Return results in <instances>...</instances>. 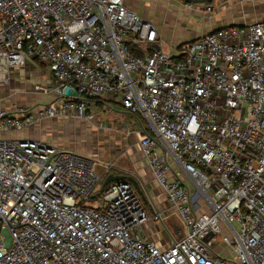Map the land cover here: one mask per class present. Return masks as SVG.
<instances>
[{"label": "built area", "instance_id": "2783aa9c", "mask_svg": "<svg viewBox=\"0 0 264 264\" xmlns=\"http://www.w3.org/2000/svg\"><path fill=\"white\" fill-rule=\"evenodd\" d=\"M160 44L126 0H0V82L36 60L57 96L0 107V264H228L220 242L236 264H264V19L172 44L177 53ZM105 95L138 118L182 236L149 238L167 212L146 211L132 176L103 185L114 174L74 149L3 138L91 120Z\"/></svg>", "mask_w": 264, "mask_h": 264}, {"label": "rangeland", "instance_id": "374dc122", "mask_svg": "<svg viewBox=\"0 0 264 264\" xmlns=\"http://www.w3.org/2000/svg\"><path fill=\"white\" fill-rule=\"evenodd\" d=\"M173 1L181 2L182 0ZM221 1L214 0L211 3L190 4L187 6L189 8L202 7L205 9L208 5H217ZM169 2L168 0H139L138 3L141 7H148L154 20L165 26L166 24H162V21L164 20L165 23L167 18L162 8L168 7ZM180 17L184 18V15L181 14ZM189 19L191 25L188 26V29L203 30V18L190 15ZM174 29V33L172 31L168 32L167 37L162 40L163 49L168 50L170 53H177V50L172 47V42L177 37L187 33L184 29ZM11 74L13 76L8 83L0 82V107L10 111H19L22 108L25 109L24 107L46 104L57 98L52 90L53 80L50 68L45 63L33 61L22 68L16 69ZM115 109L124 111L121 106H116ZM93 112L94 118L91 120H80L75 117L48 119L18 132L4 133L3 138H34L51 145L74 149L81 155L95 160L98 163L97 170L100 175L105 173L103 165L110 162L135 171L132 162L136 157L132 150L126 151V148L134 149L136 142L132 141L131 137L129 138L127 135V128L124 129V133L121 131L125 124H131L129 120L131 117L128 116V119L122 123L118 117L113 116L110 118L112 114L108 115V111H104V109L99 110L97 108L95 110L94 108ZM150 168L148 165L147 173L153 176V170ZM142 181L148 186L151 184V182ZM163 237L166 238V235L163 234Z\"/></svg>", "mask_w": 264, "mask_h": 264}, {"label": "crops", "instance_id": "0c3cea01", "mask_svg": "<svg viewBox=\"0 0 264 264\" xmlns=\"http://www.w3.org/2000/svg\"><path fill=\"white\" fill-rule=\"evenodd\" d=\"M168 1H170L168 3V7H161L167 18L165 23L164 20L162 21V24H166L165 26L163 25V27L156 20H154L153 16L150 15L148 7L140 6L138 3L139 0H126V4L129 8L138 12L144 19L152 22L157 27L161 39V44L158 45V47H161L162 49V40L167 37L168 32L172 31L174 33V28L184 29L187 32L182 34V36L177 37L175 41L172 42V44H180L195 39L204 33L213 32L217 29L235 24H247L264 19V0H222L217 5L210 4L213 7L211 12L206 10L207 7L205 9L202 7L189 8L185 2L173 0ZM181 14L184 15V18L180 17ZM190 15L203 18L202 31L188 29V26L191 25L189 24L191 23V20L189 19ZM33 61L36 60H31L28 63H32ZM12 76L13 75L11 74V79ZM116 106H121V109L124 111L116 110ZM94 108L95 110L99 108V110L104 109V111H108V115L112 114L110 118L113 116L116 118L118 117L122 123H124L125 120L128 119V116H130L131 119L129 120L131 121V124H125V127L121 129V131L124 133V129L128 127V130L131 131L128 133L127 130V135L129 138L131 137L132 141L134 140L136 142L134 144V149H130V147L126 148V151L132 150L134 156L136 157L132 162V164H134L135 171L127 167L118 166L114 162H110L103 165L105 168V173L103 174L106 175L107 173H110L117 176L127 175L134 177L138 183L139 191L142 194L141 199L146 211L152 213L162 209L167 212L164 215V225L159 222L152 223L151 221L147 223L144 230L151 240L164 244L165 241L167 242L170 240L172 235L182 236L184 232L183 224L175 211L171 209L167 199V194L163 191V187L157 182L154 173L153 176L155 180L151 174L147 173L149 164L140 146L141 131L138 118L126 111L119 102L112 100L111 96L108 95L95 100L92 111H94ZM150 169L152 170V168ZM142 180H145V182H151L150 186L146 185ZM163 234L166 235V238L163 237ZM216 249L220 255L229 260L228 264H236L235 256L226 244L220 242Z\"/></svg>", "mask_w": 264, "mask_h": 264}, {"label": "water", "instance_id": "95a60500", "mask_svg": "<svg viewBox=\"0 0 264 264\" xmlns=\"http://www.w3.org/2000/svg\"><path fill=\"white\" fill-rule=\"evenodd\" d=\"M182 1L185 2L187 5H189V4L210 3V2H212L214 0H182ZM235 25H237V24H235ZM231 26H234V25H231ZM217 30H219V29H217ZM217 30H215V31H217ZM157 49H160V48L157 47ZM125 177L126 176H116V175L112 176V175H110V176H108L106 178V180L104 181L103 185H106V184H108L111 181H117V180H120V179H124ZM128 179L130 181H132L134 183V185L137 187V189L139 190V186H138V183H137L136 179L133 178V177H128Z\"/></svg>", "mask_w": 264, "mask_h": 264}]
</instances>
